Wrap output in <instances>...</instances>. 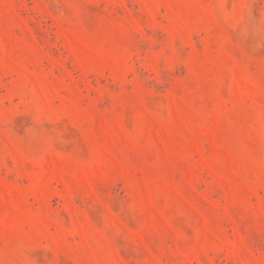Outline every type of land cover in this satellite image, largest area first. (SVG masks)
<instances>
[{"label":"rangeland","instance_id":"obj_1","mask_svg":"<svg viewBox=\"0 0 264 264\" xmlns=\"http://www.w3.org/2000/svg\"><path fill=\"white\" fill-rule=\"evenodd\" d=\"M0 264H264V0H0Z\"/></svg>","mask_w":264,"mask_h":264}]
</instances>
